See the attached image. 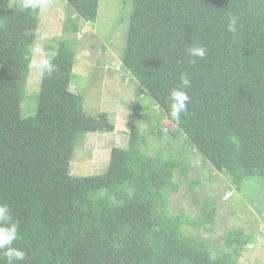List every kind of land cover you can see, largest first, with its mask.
I'll return each mask as SVG.
<instances>
[{
	"label": "trees",
	"instance_id": "16d2710c",
	"mask_svg": "<svg viewBox=\"0 0 264 264\" xmlns=\"http://www.w3.org/2000/svg\"><path fill=\"white\" fill-rule=\"evenodd\" d=\"M65 1L71 14L63 34L45 41L55 70L42 74L37 111L25 116L22 92L41 8L0 0V203L19 223L22 264H238L253 235L232 229L217 252L184 231L183 215L169 214L166 204L178 189L174 173L188 168L170 148L149 154L136 125L126 147L112 148L104 174H72L77 143L114 124L107 112L87 113L85 96L71 90L76 40L66 34L80 31V21L94 22L100 0ZM229 11L241 17L239 35L227 31ZM192 44L207 48L195 64L185 52ZM122 63L141 97L150 96L156 114L176 125H153L155 137H187L238 188L248 177L264 178V0H133ZM181 73L191 80L190 102L176 123L169 94Z\"/></svg>",
	"mask_w": 264,
	"mask_h": 264
},
{
	"label": "rangeland",
	"instance_id": "374dc122",
	"mask_svg": "<svg viewBox=\"0 0 264 264\" xmlns=\"http://www.w3.org/2000/svg\"><path fill=\"white\" fill-rule=\"evenodd\" d=\"M11 3L13 7H24V0H12ZM67 6L65 0H47V6L40 9L38 41L34 45L32 62L38 60L41 53H46L45 41L55 40L63 34L65 19L71 14ZM132 7L133 0H100L97 19L91 23L80 21V31L66 34L76 40L71 90L85 96L87 113L107 112L114 124L113 131L89 132L77 143L71 163L72 174H104L112 148L126 147L136 125L141 146L149 154H156L163 147L165 156L168 154L165 151L170 148L173 156L181 159L188 168L187 175L179 171L174 173L173 182L178 184V189L168 193L166 204L169 214L183 215L184 231L200 235L209 240L217 252H223L228 233L243 228L254 238L243 250L238 264H264V178L248 177L238 188L199 151H192L187 137L182 136L178 141L168 136L155 137L151 132L153 125L164 131L175 129L176 125L165 113L162 112L164 116L156 114V102L148 95L141 97L139 83L127 78L128 73L123 67L116 71L111 66H122ZM41 79L42 74L31 68L22 92L21 106L25 116L37 111ZM143 112L148 114L147 118L143 117ZM192 183H195L194 188L190 189ZM207 202L210 205L204 209ZM200 220L199 227L193 224Z\"/></svg>",
	"mask_w": 264,
	"mask_h": 264
},
{
	"label": "clouds",
	"instance_id": "9594fccd",
	"mask_svg": "<svg viewBox=\"0 0 264 264\" xmlns=\"http://www.w3.org/2000/svg\"><path fill=\"white\" fill-rule=\"evenodd\" d=\"M23 6L26 9H40L47 6V0H24ZM226 21L227 31L234 35H239L243 28L240 15L229 11L226 13ZM185 52L192 58L190 62L193 64L196 63L197 58L202 60L207 56V48L201 44H192L185 49ZM53 58L54 53H41L38 60L30 63V68H34L41 74H51L56 67L53 63ZM121 65H117V67L111 66L116 71H119L123 67L122 62ZM126 71L129 74L128 70ZM190 85L191 80L189 75L187 73H181L180 83L170 91L169 116L176 123L180 122L181 116L187 111V105L190 102L187 89ZM19 238L20 226L14 219L11 208L6 203H0V254H2L0 255V264H22L25 261L26 252L16 246Z\"/></svg>",
	"mask_w": 264,
	"mask_h": 264
}]
</instances>
